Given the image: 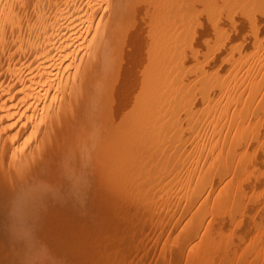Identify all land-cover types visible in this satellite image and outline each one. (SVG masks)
<instances>
[{
  "label": "bare ground",
  "instance_id": "6f19581e",
  "mask_svg": "<svg viewBox=\"0 0 264 264\" xmlns=\"http://www.w3.org/2000/svg\"><path fill=\"white\" fill-rule=\"evenodd\" d=\"M146 1L148 0H0V172H2V174L0 175V199L2 200V201L0 200V218H2L3 215H5V213L15 211L16 209H18V207L19 208L22 207L24 210V207H26L24 205H28L27 204L29 201L28 198L31 195L30 192H32V188L33 191L34 190L39 191L40 188L45 187L43 186V183L46 181L45 180L42 181L43 179L40 180V178L46 179L48 176L50 177L52 174L49 173L50 175H48L47 172L49 170L50 172L51 170L55 171L56 168L58 167L57 168L58 170H56V172L58 171L60 175H58V173L56 175L60 177L57 178L56 175L54 174L53 176H55V179L60 178L61 181L65 179L66 176H69L71 178V176L76 175V174H72L73 172L74 173L78 172L77 175L80 178L82 177L81 175L82 172L84 175V170H83L84 168L82 167L84 166L86 169L87 168L86 165L88 164L86 163L87 162L86 160L89 158V155L90 157L93 156V154H91L93 152H90V150L92 151V149H90L91 147L89 146L92 144L93 142L92 140L96 141L95 138H97L99 135L95 134L97 137L95 138L93 137L92 139L89 138L90 140L87 139V141H89L88 143L83 139L86 142V145L83 144L85 147L80 146L81 147V149H79L80 150L79 152H81L80 154H82V152L86 150V147L91 142L90 145L87 147V150L89 149V151H85L88 155L87 154L85 155L84 152H83L84 154L81 155L83 157L88 156L86 160L83 157L82 158L84 160L83 159L79 160L80 156L79 159H77L78 157L76 156V153H74L75 152L74 149H73L74 150L73 153L68 151H73L71 149L72 147L74 148L76 146H79L78 144L79 137L82 138L89 137V135H87V133L89 132L88 130L89 128L90 130H92V127H90L89 123L93 125L94 122L98 121L96 118L95 120L97 121L94 120V122L92 123L91 119L94 118V116L97 117L96 115L97 113L101 114L100 110L103 111V109H105L106 107L107 109H109L108 108L109 105L106 106L105 108L104 105L109 104L107 103L108 101L111 102L110 101L111 97H109L110 90L112 91L114 87L116 88L118 84L119 85L121 84L119 83V81H121L120 78L122 77L119 74L120 73L119 61H121L120 59H124L122 58L123 57L122 50L123 47L125 46V43L127 42V39L130 36L127 31L129 30L130 26L133 24L132 22L137 14L136 11L134 10H136L137 8H138L137 11L141 9L140 7H143V3H146ZM157 1L159 2L158 3L159 5L160 3H162L163 0H161V2L159 0ZM164 1L165 3L166 1L168 2V0H164ZM232 1L233 0H231V2ZM235 1H233V4ZM150 2H154V1H150ZM238 3L239 2H237L236 4L235 2L236 5H238ZM147 4L153 5V3L150 4L149 1L147 2ZM163 9L165 10V12L168 11L169 15L168 14L163 15L165 13V12L162 13V11H164ZM167 9L169 8L166 7L162 8V10L160 11L162 14L159 13V11L158 14H160V16L162 15L163 18L164 16L165 17L167 16L168 19L166 17L165 20L169 21V19H171L169 17L172 14H170V11ZM176 13L178 14L177 16L181 18L180 21H182L183 15L181 16L179 12H175L174 14L176 15ZM152 14L150 13L152 17L159 16L158 14L155 13ZM162 16L161 18L158 17L159 19L155 20L157 21V23L159 22L158 25L161 24L160 23L161 21L162 22L165 21L162 19ZM177 16L173 15L171 17L178 18ZM230 16L233 17V13L229 14V18L232 19ZM176 18L174 20H170L168 23L167 21H165L164 25L163 22L161 26L155 25L156 22H154V24L150 22V24H152L150 25L151 27L150 26L146 27L145 25L143 26L149 29L148 32L150 31L151 28V33L153 34L155 33L154 34L155 38L153 37L152 34L149 37L150 35L149 33L148 43H150L149 41H151L152 42V44H150L151 46H153V43L155 44V47L151 48L154 51L151 50V52H154L158 55L157 56L155 54L157 59H155L156 57H154V59L157 61V64L155 61L154 63L156 65L154 64L155 67H153L152 60L151 62L149 61L148 62L152 64L150 66V69L152 67L154 68L151 72L155 71L156 74L153 72L154 73L153 75L155 76L152 78V76H150L151 72L150 74H147L149 69L147 68L145 75L146 76L148 75V77L150 76L152 79L156 78L157 82L155 81L156 79L154 81L156 82L155 85L157 86L153 87L154 81L151 82L152 79L150 78H149L150 80L147 78L145 79L146 76L145 77L143 76L144 78L142 79H144L145 81H149L150 84H152V87L155 90H157L155 92L157 94L154 93L156 96L153 97L154 99L151 97L154 95L150 96L153 100H156L154 102L152 101V99L149 100L150 97L148 96L147 98H149L148 99L149 101H146L147 98L145 97V95L143 97L141 96V98L140 97L136 98L137 96L136 94L138 93H133L135 94V99H137V101L134 99V102L135 101L139 102L143 98L144 99L146 98L145 100L142 101L148 103L152 101L149 104L153 103L154 105L152 107V105L143 102L144 106L146 105L147 107L148 105L150 109L151 108L154 109L150 110L148 108H145L143 110L139 108V106H141L140 103H137V105L139 104L138 107L137 105H134L136 106V108L133 107L134 110L140 109V111H138L139 113L136 112V110L135 112L133 110L134 114H136L134 116L137 118L133 116V112H132L131 113L132 115L130 114L129 118L133 116L134 120L132 118V120L130 121L131 123L128 121L130 124L125 123L124 125H122L120 124L121 122L118 120V122H120L119 124L120 127L122 128V131L124 130L123 132L121 131V129L119 131L118 129L119 126L118 127L116 126V122H114L115 123L114 125L113 123L114 120L110 121L113 123L114 128H112L113 125L107 126V124L109 125L108 121L110 120L111 117L108 115L109 113L106 114V116L108 115V118L110 117L109 120L107 118L106 121L104 115L105 112H103L104 117L99 119V121L101 120V122L103 121V123L100 122L99 125L104 124L105 121L107 122V124L103 126H106L109 129L111 127V129L104 132V134L106 133L105 135L110 136L112 141L113 140L115 141L116 139L117 142V140L119 139L118 145H116L117 143L114 144L116 145L117 148L116 147L113 148V143L115 142L112 141H111L112 143L109 141L108 142L109 144L107 143L102 144L100 137L99 140L101 143L99 142V140L97 142L101 144V148L103 147V149H105V145H107L106 147H108L109 149L110 145L112 146L109 149V153H108V149H105V151L103 149H99L100 148L99 143L97 144L98 146L95 144L99 148L95 147L94 144H92V146L94 145L93 147L96 150L99 149L102 152L104 151L105 153H107L109 159L107 156L106 158L109 161L112 159L114 155H116L117 153L120 154L121 152L120 155L122 157H118V155H116L118 158L116 156L114 157H116L118 163H120V165L118 166L120 168L121 167L124 168L126 165L121 163H124L123 158H126L124 152L126 148L125 142L128 143L129 142L128 140L132 141V139L134 141L137 139L140 140L144 137L143 140L140 141L137 140V142H135L136 144L134 143L135 145H131L133 143L129 144L130 142L128 143L129 145L127 144V148L129 149H132L131 146H134L132 152L137 156V157L135 156L136 166L134 165L135 157L131 153V150L129 154L131 153L132 156L131 155L129 156L134 157L133 158L134 161L132 160L133 165H131L132 166L131 169L134 168V171L137 173V175L135 174L134 171L131 170L132 172H134L132 173L130 170H127L128 167H126L125 170H127V172H130L131 176L130 174L126 173L127 176L123 177V175L126 172L125 171L121 178L122 179L121 182L123 180L127 182L125 183L123 181L122 183L124 184L121 183L123 187H125L127 184L128 185L130 184L131 177H132V182L134 181V183L131 182V185L135 184V182L137 185V186L130 185L131 189L129 188V190H131V193L134 192L133 190H135V192L131 195V198L132 197L135 198L136 195L138 196L135 199L137 203L136 207L139 206L140 209V210L138 209L139 216L137 218L139 222L137 219H136L137 221L136 220L135 221L137 222V224H139V226L140 224L146 225L147 223H150L151 226L148 224L147 229L149 227L151 229L153 226L152 230L156 232L154 235V231L151 230L150 232V229L149 230L146 229L149 232V238H151L150 235L152 234L154 235V240L148 241L149 238L148 240L146 239L147 238L146 235H148L147 234L148 232L145 233V229H144L146 228V226H143V228L142 226L136 227L135 226L136 223L134 220L133 222L130 219H129L130 221L128 220V217L131 216L133 212H134L133 215L134 218L137 214L136 213L137 211H134L135 209H133L132 213L130 212L132 210L131 208L133 205L131 207L129 205L130 211L129 210L127 211H129L131 215L128 212L126 213L128 217H126L127 215H125V217L127 218L126 219L127 223L125 224V226L128 225L130 222H131L130 226L132 225V223H134L131 227H129V225L128 227H126L131 230L133 229L134 231L128 230L126 232L125 230L127 234L129 233L125 237L128 238V236L129 237L131 236L130 237L131 239L132 236L134 235L133 236L134 239L138 231L140 233V231H142L143 229L144 232H142L141 235L145 233V235L143 234V237H146L145 241H147V242L145 241L141 242L140 245L139 240L142 238V237L138 238L141 236L140 234H138L140 236L137 235L136 236L137 238L135 237V239L132 240L140 245L139 246L136 244L135 245L136 247L137 246L138 248L142 247L140 248V251L138 248L137 250L141 252L142 249V252L144 251L145 253V255L142 252L141 254L139 253V257H140L139 259H142L144 257L147 258L146 256H150V257L152 256L151 257L152 259L150 260L153 261L154 250L156 251L155 246L161 240L160 238H164L165 241L162 239V244H163L161 248L162 254L159 253V255L157 254L158 256H154L160 259L161 263L158 260L156 261L154 260L152 262L154 264L156 263L158 264V262L159 264H165L164 254L166 253V251H170V250H172V252H167L166 254L172 253L169 256H172L171 259H173L174 262L180 261L181 260L180 258H183L181 257L182 253L184 255L185 252V254L188 255V257L186 256L187 260L185 259L184 256L186 263L184 262V260L183 262L185 264H214L215 262L214 260H216V258H219V256L220 257L223 256V259L225 256L228 258V259L225 258L224 261L221 260L220 262L221 264H226V262L227 264H230L231 260H232L231 263H233V256L231 259L230 258L231 252L229 250L231 249V251L233 252L232 249L234 244L233 235L235 232L231 228V225L232 224L234 225L235 223V222L232 223V221H233V212L234 209L236 208L235 206H233L234 204L233 202H235L234 198L236 197L234 196L236 186H238L239 183L238 187L244 188L243 185L248 184L247 182L248 176H250L249 179L252 178L250 173L251 174L254 172L256 173L258 172V170L259 171L263 170L264 172V119L261 120L260 118V116H262L261 114H263L262 112L264 111V56L262 58L260 57L261 53L259 55L255 54L257 50H260L259 52L263 51L264 53V25L263 23L257 25L256 30H260L261 32L260 33L255 32L252 35L247 34L246 29H245L246 34H244L245 33L243 31L244 29H242V31H238L240 29L236 27L235 29L232 30H235V32L233 33H235L237 39L236 36H233L235 37V39H230V40H223V38L226 39L225 36L227 35V33L225 34L224 32H227L226 31L227 29L224 30L223 32L222 30L220 31L219 34L224 36L221 38L220 35H217L218 33L216 34L217 31L215 32L213 27H212L213 30L212 32L211 30H209V27L211 26H208L209 33L211 32L214 33V34H210L211 36L208 33L207 36L206 34L207 30L205 32L206 45L210 44V47L212 46V48H208L209 49L208 54L211 55V53H213L214 55L213 56L214 60L212 59L213 63H211L213 65L211 66L205 64V62L208 61L205 62L199 61L200 63L199 64L196 63L195 66H193V64L191 65V63L193 62L191 63L189 62V64L191 65L190 66L186 59L188 58V56H190L191 58L192 57L191 54L193 55L195 53L193 55L194 56L193 59L195 60V56L196 57L198 56L196 50L198 52V50L200 49L198 47V44L196 43L197 41L196 39L197 36L195 37L196 32L193 29H190L188 26L186 27V25L183 22L182 25L180 22L177 21L179 23L178 25V23H176L177 20ZM234 18L232 19L234 23L231 21L232 24L230 26V29H228L229 32L231 30V27L234 26L235 22L236 24H239L237 23V21H235ZM148 20L151 21L149 18ZM172 21L173 22L175 21V23H173ZM171 22L175 25H173ZM146 25H149L147 24V21H146ZM154 26H156L157 29H155ZM202 26H204V24H202ZM202 26L200 25V27ZM152 27H154L153 31L154 30L156 31L152 32ZM205 27L206 25L204 26V28ZM141 29L143 32L144 31L143 28ZM199 30L200 29H198V31ZM204 30L201 31V34ZM192 31H194L195 33L194 32L192 33ZM143 34L144 32L141 33L140 36H142ZM201 34L199 33L198 35ZM185 35L187 37L186 39H185ZM212 35L213 36L217 35L219 38L218 40H215L217 36L215 37L214 39L215 43L214 40L213 42H211V40L214 38L212 37ZM204 36H201V38ZM133 37L135 36H132V38L130 37L132 41H134ZM152 37L155 40H153ZM228 37L230 38V36ZM228 37L227 39H229ZM194 38L196 39V41L194 40ZM220 38L222 41H220ZM187 39L190 42H192L191 40H193L195 41V44H197L196 49L195 46L193 48L195 52L192 50V47L190 46L191 44H188L191 47V50L186 47L187 53L185 52L186 49L185 40L187 41ZM145 40L143 39V41ZM204 40L202 41L205 45ZM199 41L201 42V40H198V42ZM212 43L213 45H211ZM129 44L132 45L131 43ZM202 44H200L201 47L203 46ZM250 46L252 47V50ZM148 47L150 46L148 45ZM144 49H145L144 51L147 52L146 50L148 49L146 48ZM210 49L213 52L210 53ZM203 50L205 52L207 49L205 50L204 48ZM188 51L190 52L188 53ZM253 51L255 52L254 55L256 56L253 55ZM199 53L201 54V51ZM185 54H187L186 58H185ZM147 57H151V56H147ZM139 59L140 61H142L141 58ZM142 59L144 58L142 57ZM202 59L203 58H201V60ZM206 59L207 58H204L203 60ZM136 60L138 61V59ZM253 63L255 64V69H256V71L255 69L254 71L255 72L259 71L258 74H256L255 76L253 74H252L253 76L249 74L251 70L250 65H252ZM146 64L148 66L147 61ZM197 65H199V67ZM134 66L137 67L136 64ZM251 71L253 72V70ZM196 73H198L199 76ZM119 75L121 77H119ZM195 75L198 76V78ZM137 81L140 82L139 80ZM190 81H192L191 83L193 84L191 86H189L191 84ZM184 82H186V84L188 82L190 83V84L188 83L189 88L187 85H185ZM142 83L146 86V88H148V90L150 89L149 92H146V90L145 92L141 91L142 95L145 93L146 95L148 93L150 95L154 91V89L146 85V83L149 84L148 82L143 81ZM181 83H183L182 84L183 88L180 87ZM142 85H140L141 88ZM184 86H186L185 88L188 89L186 90ZM136 87H138V85ZM132 88L133 87H131V89ZM151 88L153 89V91L151 90ZM135 89L137 90V88ZM184 89L186 90V94L187 95L189 94L188 96L185 93H183L185 92ZM93 91L94 93H92ZM101 91L106 93L105 94L96 93L98 94V96L101 95V97L99 96L100 97L99 98L96 96L94 98L95 99L99 98V99L90 100L88 98V96H90L91 93L94 94L95 96V92H101ZM89 93L90 95H88ZM184 94L185 96H187V98L184 96ZM121 96L122 95H120V97ZM91 99H93V95ZM131 105L133 106V104ZM145 110L147 111V116ZM77 111H79V113H77ZM142 111L143 112L145 111L144 112L145 115ZM75 112L76 114H79V116H77ZM130 112L131 111H129V113ZM140 112H142L143 115H141ZM125 113L128 114L127 111H125ZM116 115L117 114H115L114 116L116 117ZM139 115L143 116V118L144 116L148 117V119H145L147 120L148 125L145 122L144 123L142 122L145 120L141 119L142 120L141 125L145 127L147 125V127L145 128L146 130H143L144 128L143 126L139 127L140 123H136L135 121V119H137L138 121L139 120L138 118H142L139 117ZM136 124L139 125L137 126ZM96 125H98V123ZM99 127L98 128L96 127V130L97 129L101 130V133L103 132V129L105 130L106 128V127L105 128L102 127L103 129L102 128L100 129ZM116 127L118 131L122 133L120 134L122 136L124 135V137L120 136L122 139H120L119 137L120 134L117 135L119 132L116 131L117 129L115 130ZM125 127H127L126 130ZM132 127L133 129L136 128V130L135 129L133 130ZM137 127L139 129H137ZM111 130H114V132L113 131L111 132ZM137 130H140L142 132L146 131V133L145 135H139L137 133H141V132L140 131L138 132ZM115 131H116V135L119 137L118 139L117 136L114 134ZM133 131H135V133ZM107 132H109V135L107 134ZM110 132L113 133L112 136ZM97 133H99V131H97ZM131 133L132 134L134 133L135 135L133 136L138 138L137 139L131 138L129 136V135L132 136ZM136 134L139 135L140 137L137 136ZM92 136L94 135L90 134V137ZM128 137L131 139H129ZM106 138H105V142H106ZM123 139L124 140L127 139V140H125L124 142ZM75 140L78 142L75 143L76 142ZM80 140L82 141V143H84L82 139ZM108 140H110L109 137L107 138V141ZM120 140L123 141L121 142ZM120 142L121 145L122 144L125 145L123 146L125 147L124 149L122 147L123 151L120 149L121 148L119 146ZM75 144L78 145L74 146ZM65 147L68 148V150L67 149L66 150L69 155L67 156L66 150H65L66 155L63 153L64 151H62L65 157H68L69 159L71 157L70 154L72 153L73 155L72 156L73 158L71 157L70 160L67 159L66 162L64 161L65 157L62 156L63 154L62 155L60 154L61 153L60 151L65 149ZM101 151H99V153H102ZM111 151L112 152L114 151L116 153L113 154ZM110 152L113 156L110 154ZM99 153L97 151L96 153L97 156ZM102 154H99L101 156H98V158L102 157L103 156ZM126 154L128 156V152H126ZM58 155L64 158L63 161L62 158L60 157L58 158ZM138 156L141 158V160ZM38 157L41 158V161H39L40 159ZM130 157H127V160H125V162L126 161L127 162L125 164H128L129 161H130L129 164H131ZM34 158H38L37 159L38 163L36 162L39 165V166L36 165V168L39 167L38 171L37 169H35L34 166L36 163L35 164L33 163L35 162ZM94 158L97 160V162ZM102 158H100L99 160L96 158V155H94L92 158H90L91 161H89L88 159L89 164L94 162L93 163L94 165H90V166H94V167L97 166L96 168H99L100 165H103L102 164L103 161L106 160V158L105 160ZM31 159L33 160V162L31 161ZM120 159H122L123 161L121 160L122 162L121 161L119 162ZM59 160L62 161L61 163L62 165L60 164L61 161ZM108 160H106L107 163L109 162ZM29 161H31L33 165L30 164ZM81 161L82 162L84 161L85 163V165H82L84 163H81L82 167L80 165L82 171L81 168L79 167V162ZM41 162L42 165L39 164ZM52 162H54V165L58 164L59 162L60 166L54 167V165L51 164ZM98 162L99 163L102 162V163L100 165H97ZM48 164L49 166L51 165L53 166L49 167ZM105 165H103V167H105ZM27 166L29 172H27L28 171ZM90 166L88 165V168ZM31 168L32 171H34V173L31 171ZM77 168L80 170H78ZM87 169L85 170V172L87 171ZM94 169H90V170H94ZM79 171L81 172V174L79 173ZM122 171L124 170L122 169ZM46 174L47 177H45ZM132 174H135L136 176ZM85 176L82 177L81 179L82 184L80 185L83 186V189L86 191L87 194V190H89L88 188L91 187L90 185L88 186L87 181L90 180L92 183L93 180L91 179H93L95 175H91L92 177L94 176L93 178L90 176V174H89L90 177L88 176V174H86ZM133 176L135 177V179H133L134 178ZM128 177L130 178L128 179L130 180L129 183L126 180ZM50 178L47 179H49V181L53 185V183L55 182L54 178L52 177L54 182H52L51 181L52 178L51 179ZM67 178L65 179L67 180L66 182L70 180ZM75 178L77 182L75 181ZM83 178L85 179L88 178V179L83 181L84 180ZM73 179L74 181L71 180L67 184H70L71 186L72 183L70 182H74L75 183L73 184L75 185L74 188L73 186L71 187L72 189H77L78 188L77 186L81 181H78L79 178L76 176H74ZM39 180L40 183L38 182ZM253 180H257V176L256 178H253ZM35 182H38L37 185L40 184V186L42 184V187H39L38 185L39 187L38 188ZM50 182H47L48 185H46V183L44 185L49 186ZM62 182L60 183L65 185L64 184L65 182L64 183ZM250 182H252V179L251 181L249 180V184H251ZM67 186L68 188L70 187L69 185ZM84 186L86 189L84 188ZM122 186L119 187V189L122 188ZM133 186L134 188H132ZM135 187L137 188V192H139V194L138 193L136 194ZM124 189L123 191H125ZM237 193L238 192L236 190V195ZM84 196H85V192H84ZM175 198H176V202L174 203L175 205L178 201H180L178 198L183 200V201L181 200L183 204H182V209H180L181 211L180 212L178 211V215L180 214L179 215L180 218L178 215H176L175 219L177 221L174 222L175 219L173 220L172 218L173 215L171 213L174 212L173 210L175 209V207H177V205L173 206L172 204L173 210L167 208V205L169 204V202L172 203V201H175L174 200ZM236 199H238V197ZM128 201L130 200L128 199ZM164 201H167L168 203L167 205L165 204L167 208L166 210L168 209L169 211L172 210V212L170 211L171 212L170 214L168 213V211H165L169 214V217L167 218L168 221L165 217V215L167 214H165L164 212V218L166 219L165 223H167L166 226L165 223H163L164 222L163 221L164 218L162 217L163 215H160L159 213L160 210L162 209L160 210L158 209L160 204H162L161 208H163ZM176 213H174V216ZM141 214L143 217H141ZM206 215L209 216L208 217L209 220H207V222L208 221L209 222L208 224L205 223L206 224L205 226L203 224V221L205 220L204 217ZM180 219L181 221L179 222ZM143 221L146 223H144ZM149 221H152L154 225H152V222ZM172 222L174 223L172 224ZM133 227L136 228L137 233ZM168 227H169L168 229L169 231H166L167 230L166 228ZM179 228L181 229V231L178 230ZM163 231L167 233H164ZM195 231L197 233H194ZM199 231H200V236L197 237L200 238L199 241L196 242L195 234L199 235L198 234ZM130 232L133 235H131ZM134 232L136 233V235ZM183 235H187L188 238L193 237L195 240L188 243V241L189 240L191 241L192 239H188L186 238V236H184L185 237L184 239H186L187 241L184 240L183 241L184 243L183 242L180 243V240H182ZM225 236L226 239L230 238L229 239L230 242L227 241L228 239L227 240L225 239ZM221 237H222V241L223 238L224 240H226L223 242L220 240L221 243L227 242L228 245L230 243V245L228 246L230 249L227 247L228 251H226L227 248L225 249L226 246H223V244L221 246L224 249L219 246L220 245L219 239H221ZM215 239H217V241ZM143 240L144 238L142 239V241ZM231 240H233V242ZM146 243H148L149 245L153 243L154 246L151 245L149 248H147L148 245L145 246ZM152 247L155 248L153 249ZM126 248L128 247L126 246L125 249ZM143 248H146L148 251L146 249L143 250ZM216 248L218 249V252L221 251L223 252L224 255L222 253H220V255L216 253L217 252ZM220 248L223 250H221ZM213 249H215L214 253H213ZM173 250H175L174 251L175 253H173ZM211 252L212 255L214 254V256H211L210 254ZM224 252L226 253V255ZM227 252L230 254L229 256H227ZM156 253H158V251ZM215 253L217 254L216 256ZM174 256H176V259L173 258ZM138 262L139 264H141L140 260ZM171 262L173 261L171 260ZM217 262L215 264H217ZM166 264H168V262Z\"/></svg>",
  "mask_w": 264,
  "mask_h": 264
},
{
  "label": "rangeland",
  "instance_id": "374dc122",
  "mask_svg": "<svg viewBox=\"0 0 264 264\" xmlns=\"http://www.w3.org/2000/svg\"><path fill=\"white\" fill-rule=\"evenodd\" d=\"M149 1V3L151 4V3H153V5L151 6V5H149V4H147V2ZM148 1H146V3H143V7H140L141 9H139L138 11H137V9L136 10H134V11H136V16L134 17L135 19L133 20V24L130 26V28H129V30L127 31L128 32V34L130 35L129 36V38L127 39V42L125 43V46L127 47V49H126V47L124 46L123 47V50H122V58H124V59H120L121 61H119L120 63H119V68H120V70H119V74L122 76H120L119 75V77H121L120 78V80L121 81H119V83H121L119 86L117 85L116 86V88L114 87V89H118L117 91L116 90H114V89H112V91L110 90V92H109V97H111V102H107V103H109V104H105L104 105V108L106 107V106H108V108L109 109H107V107L105 108V109H103V111L102 110H100L101 111V114L100 113H97L96 115H97V117L96 116H94V118H92L91 119V122L93 123L94 122V120L97 118V120H95V121H97V122H94V124L92 125L91 123H89V125H90V127H92V130H93V133H92V130H90V128H89V134L87 133V135H89V137H79L80 139H84L87 143L89 142V141H87V139H89V138H95V137H97L96 135H99L97 138H95L96 139V141L95 140H92L93 142H92V144H98L99 142H100V140H101V142H102V144L103 143H107V144H109L108 142L110 141H112V139H111V137L110 136H107V135H105L104 134V132H106V131H108V130H110L111 129V127H110V129L108 128V127H106V126H103V125H106L107 124V118H108V115L112 118V120H111V118H110V120H109V118H108V123H109V125L107 124V126H112L113 125V123L114 122H116V126L118 127V129H119V131H120V129H121V131H122V128L120 127V124H122V125H124L125 123H128V124H130L131 122V120H132V118H133V116L134 115H136V114H134V112H135V110H134V108L133 107H135L136 108V106H134V105H137V103H140L141 104V106H139V104L137 105V107L139 106V108L140 109H145V108H148V109H150L149 108V106L147 105V107H146V105L144 106V104H143V102H145V101H142V100H145L146 98H147V96L148 97H150L151 95H154V96H151L152 98L153 97H156L155 96V94H157V93H155L157 90H155L153 87L154 86H157V85H155L156 84V82H157V79L155 80V79H152L155 75H153L154 73L156 74V72L155 71H153V72H151L154 68L153 67H155V65L157 64V61L155 60V59H157V57H156V53H154V52H151V48L152 47H155V44L153 43V46H151L150 44H152V42L151 41H149L150 43H148V39H149V37L151 36V34L153 35V37L155 38V33L153 34V33H151V28H150V31L148 32V30L149 29H147L146 27H149L150 25H152V24H154V22H156L157 23V21H155V20H157V19H159V18H161V16H160V14H158V11H159V13H161L160 11L162 10V8H169V9H167V10H169L170 11V14H172L171 16H177L178 14L176 13V15L174 14L175 12H179L180 14H181V16L183 17V20L182 21H180V19L181 18H179L178 16V18H179V20H178V18H176L177 20H176V23H178V22H180L182 25H183V23L186 25V27L188 26L190 29H193L194 31H192V33L194 32L195 33V37H196V39H197V41H196V39L194 38V40L196 41V43L198 44V47L200 48L199 50H198V52H197V50H196V53H198V56L197 57H199V58H197L196 56H195V60L193 59L194 58V50H193V48H194V46H195V49H196V47H197V44H195V41H193V40H191L192 42H190V41H188V39H187V41L185 40V44H186V46H185V48L187 47L188 49H190L191 50V47H192V50L194 51V52H191V53H194L193 55L191 54V58H190V56H188V58H190V59H186L187 60V62H188V64H189V62L191 63V62H193V63H191V65L193 64V66H195L196 65V63H200L199 61H203V62H205V61H208V62H205V64H207V65H213V64H211V63H213V53H211V52H213L211 49H210V53H211V55L210 54H208L209 53V49L208 48H212V46L210 47V44H207L206 45V34H207V36H208V33H209V31H208V26H211V27H209V30H211L212 32H213V30H212V27H213V29H214V31L216 32V34L217 35H220V37L222 38V37H224L223 35H221V34H219L220 33V31L222 30V32L224 31V30H226L227 32H224L225 34L227 33V35L228 36H230V38L226 35L225 37H226V39H224L223 38V40H230V39H235V37H233V36H236L235 35V33H233V32H235V30H232V29H235L236 27L238 28V29H240V30H238V31H242V29H244L243 31L245 32V29H246V32H247V34H249V35H252L253 33H255V32H257V33H260L261 31L260 30H256V26L257 25H260L261 23H263V25H264V0H233V1H235L236 2V4H237V2H239L238 3V5H236L235 4V2H234V4H233V1L231 2V0H168V2L166 1V3H165V1L163 0L162 1V3H160L159 5H158V1L157 0H148ZM150 1H154V2H150ZM160 2H161V0H159ZM163 3H164V5H163ZM229 3H232V4H229ZM147 4V5H146ZM225 4V5H224ZM155 5V6H154ZM157 5V6H156ZM231 5V6H230ZM240 5V6H239ZM138 6V5H137ZM141 6V5H140ZM146 6V7H145ZM139 7V6H138ZM154 7V8H153ZM136 8V7H135ZM148 8V9H147ZM150 8V9H149ZM152 8V9H151ZM164 10V9H163ZM150 11V12H149ZM263 11V12H262ZM165 12V10L164 11H162V13H164ZM167 12V13H166ZM163 15H169V13H168V11H166ZM141 13V14H140ZM150 13L152 14V13H155V14H158L159 16H153L152 17V15H150ZM161 13V14H162ZM233 13V17H231L232 19L234 18V17H237V18H234L235 19V21H237V23H239V24H236V22H235V24H236V26H235V24H234V26L233 27H231V30H230V32H229V30L228 29H230V26H231V21H232V19H230L229 18V14H232ZM262 13V14H261ZM154 14V15H155ZM139 15H140V17L142 18H140L139 17ZM138 16V17H137ZM144 16V17H143ZM169 17V18H171V19H169V21L170 20H174L175 18L174 17ZM159 17V18H158ZM167 17V16H166ZM166 17L164 16V18H163V16H162V19L163 20H165L166 19ZM136 18H137V20H136ZM144 18V19H143ZM148 18L151 20V21H149L148 20ZM156 18V19H155ZM172 18H174V19H172ZM260 18H261V20H260ZM139 19H140V21H139ZM147 19V20H146ZM167 19H168V17H167ZM136 20V21H135ZM142 20V21H141ZM144 20V21H143ZM147 21V24H149V25H146V21ZM161 20V19H160ZM159 20V21H160ZM149 21V22H148ZM165 21H167V20H165ZM165 21H161L160 23L162 24L163 23V25L165 24ZM169 21H167V23L169 22ZM178 21V22H177ZM150 22L152 23V24H150ZM173 22V21H172ZM171 22V23H172ZM183 22V23H182ZM233 23H234V21H232ZM135 23V24H134ZM145 23V24H144ZM155 23V25H158V23L156 24ZM173 23H175V21L173 22ZM172 23V24H173ZM241 23V24H240ZM243 23H245V24H243ZM161 24L160 25H158V26H161ZM170 24V23H169ZM202 24H204V26L206 25V27L204 28V26H202ZM146 26V27H143V26ZM162 25V26H163ZM173 25H175V24H173ZM177 25V24H176ZM178 25H179V23H178ZM200 25L202 26V27H200ZM229 25V26H228ZM139 26V27H138ZM157 26V27H158ZM198 26V27H197ZM217 26V27H216ZM223 26V27H222ZM245 26V27H244ZM151 27V26H150ZM155 27V29H157L156 28V26H154ZM154 27H152V32H154V31H156V30H154L153 31V29H154ZM216 27V28H215ZM225 27V28H224ZM229 27V28H228ZM136 28V29H135ZM141 28H143V32H144V34L142 35V36H140L141 35V33H143L142 32V29ZM203 28V29H202ZM207 28V29H206ZM218 28H220V29H218ZM221 28H223V29H221ZM139 29H141V30H139ZM198 29H200L199 31H198ZM204 30L203 32H202V34H201V31L202 30ZM219 31H218V30ZM147 30V31H146ZM206 30H207V33L205 34V32H206ZM137 31H138V33H137ZM133 32H134V35H133ZM148 32V33H147ZM209 33V35L210 34H214V33ZM221 32V33H222ZM243 32V33H244ZM246 32L244 33V34H246ZM149 33H150V35H149ZM201 34V35H198V34ZM147 34V35H146ZM224 34V35H225ZM148 35H149V37H148ZM205 35V36H204ZM217 35H212V37H214L212 40H211V42H213V40L215 39V37L217 36ZM132 36H135V37H133V40L134 41H132ZM146 38V40H145V38ZM199 36H200V38H201V36H204V37H202L201 39L199 38ZM211 36V35H210ZM131 37V38H130ZM140 37H142V38H139ZM152 37V38H153ZM212 37H209V38H212ZM227 37L229 38V39H227ZM135 38V39H134ZM153 38V40H155ZM187 37H186V35H185V39H186ZM190 38V37H189ZM221 38H220V41H222L221 40ZM131 40V42H130V40ZM143 39L145 40V41H143ZM205 39V40H204ZM219 38H218V36L216 37V39L215 40H218ZM236 39H237V36H236ZM140 40V41H139ZM152 40V41H153ZM198 40H201V42L199 41L198 42ZM202 40H204V42H205V45H204V43H203V41ZM215 40H214V43H215ZM138 41V42H137ZM132 42H134V43H132ZM140 42V43H139ZM143 42V43H142ZM147 42V43H146ZM154 42V41H153ZM189 42V43H188ZM217 42V41H216ZM219 42V41H218ZM128 43V44H127ZM129 43H131L132 45H130ZM202 44L203 46L201 47V45L200 44ZM133 44H135V45H133ZM138 44V45H137ZM140 44H142V45H140ZM188 44H191L190 46L188 45ZM192 44H193V46H192ZM128 45H130V46H128ZM140 45V46H139ZM147 45V46H146ZM148 45L150 46V47H148ZM209 45V46H208ZM211 45H213V43L211 44ZM131 46H132V48H131ZM138 46V47H137ZM145 46V47H144ZM133 47H134V49H133ZM205 48V52H204V48ZM251 47V46H250ZM249 47V48H250ZM130 48V49H129ZM136 48V49H135ZM144 48H146V49H148L149 50V52H150V54H149V52H148V50H146L147 52H145L144 50ZM187 48L185 49V52L187 53ZM201 48H203V49H201ZM143 49V50H142ZM128 50V51H127ZM137 50V51H136ZM251 50H252V47H251ZM152 51H154V50H152ZM201 51V54L199 53ZM256 51V50H255ZM260 50H257L256 51V53L253 51V55H254V53L255 54H260V57H262L263 58V51L262 52H259ZM140 52H141V54H140ZM145 52V53H144ZM190 51H188V53H189ZM127 53V54H126ZM136 53V54H135ZM204 53V54H203ZM209 55H207V54ZM123 54H126V55H123ZM138 54V55H137ZM149 54V55H148ZM156 54V55H155ZM252 54V53H251ZM128 55V56H127ZM129 55H130V57H129ZM133 55V56H132ZM143 55V56H142ZM153 55H155V56H153ZM189 55V54H188ZM197 55V54H196ZM202 55V56H201ZM204 55V56H203ZM205 55H207V56H205ZM258 55H257V57H258ZM147 56H151V57H147ZM158 56V55H157ZM254 56H256V55H254ZM125 57H127V58H125ZM138 57V58H137ZM142 57L144 58V59H142ZM154 57H156L155 59H154ZM187 57V54H185V58ZM212 57V58H211ZM139 58H141V60L142 61H140V59ZM201 58H209L208 60L206 59V60H201ZM136 59H138V61L136 60ZM145 59H147V60H145ZM192 59H193V61H192ZM197 59V60H196ZM200 59V60H199ZM213 59V60H212ZM124 60V61H123ZM133 60V61H132ZM151 60H152V64H153V67L150 69V66L152 65L151 63H149V62H151ZM154 60V61H153ZM146 61H147V63H148V66H147V64H146ZM149 61V62H148ZM156 61V64L154 63ZM196 61V62H195ZM198 61V62H197ZM123 62V63H122ZM141 63V64H140ZM123 64V65H122ZM124 64H126V65H124ZM136 64L137 65V67L136 66H134V65ZM140 64V65H139ZM155 64V65H154ZM128 65V66H127ZM129 65H130V67H129ZM132 65V66H131ZM143 65V66H142ZM144 65H145V67H144ZM190 65V64H189ZM190 65V66H191ZM252 65H254V66H252ZM252 65H250L251 66V70H253V72L250 70V72H249V74H253L254 76L256 75V74H258V72L259 71H257V72H255L256 71V69H255V64L253 63ZM122 68H121V67ZM126 66V67H125ZM188 66V65H187ZM192 66V67H193ZM198 67H199V65H197ZM211 66H208V67H211ZM139 67H140V69H139ZM207 67V68H208ZM254 67V68H253ZM136 68H137V71H136ZM142 68V69H141ZM145 68V69H144ZM147 68H149L150 69V71H149V69H148V72H147V74H150V72H151V74H150V76H152V78L149 76L148 77V75L146 76L145 74H146V71H147ZM132 69V70H131ZM211 69V68H210ZM209 69V70H210ZM254 69H255V71H254ZM128 70V71H127ZM138 70H140V71H138ZM198 70H199V68H198ZM197 70V71H198ZM141 71H143V72H141ZM126 72V73H125ZM129 72V73H128ZM194 72H196V71H194ZM131 73H132V75H131ZM137 73V74H136ZM142 73V74H141ZM128 74V75H127ZM130 74V75H129ZM135 74V75H134ZM138 74H141V75H138ZM144 74V75H143ZM197 75H198V73H196ZM138 75V76H137ZM193 75V74H192ZM252 75V76H253ZM130 76V77H129ZM145 77V79L147 78V79H152V81L151 82H153L154 80L156 81H154L153 82V87H152V84H150V82L149 81H145L144 79H142V78H144ZM196 76V75H195ZM199 76V75H198ZM198 76H196L197 78H198ZM194 77V76H193ZM125 78H126V80H125ZM129 79V81H128V79ZM137 78V79H136ZM140 78V79H139ZM196 78V79H197ZM133 81H132V80ZM149 79V80H150ZM124 82H123V81ZM131 80V81H130ZM136 80V81H135ZM137 80H139L140 82H138ZM142 80V81H141ZM175 80V79H174ZM173 80V81H174ZM176 80H177V78H176ZM175 80V81H176ZM185 80H186V78H185ZM194 80H195V78H194ZM148 82L149 84H147L146 83V85L148 86V87H152L153 89H154V91H153V89L151 88V90L153 91H151L150 93V95H149V93L146 95V93L145 94H143L142 95V92L144 91L145 92V90H146V92H149L150 91V89L148 90V88H146V86L142 83V82ZM131 83V84H128V83ZM139 83V84H137V83ZM186 82H187V80H186ZM186 82H184L185 83V85H189L192 81H190V83L188 84H186ZM125 83H127V84H125ZM144 86H143V85ZM176 84V83H175ZM183 83H181L179 86L180 87H182L183 88V85H182ZM138 85V87H136ZM140 85H142V88H141V86ZM191 85H193L192 83L189 85V86H191ZM123 87V88H121V87ZM128 86V87H127ZM178 86V87H179ZM189 86H188V88H189ZM131 87H133L132 89H131ZM145 87V88H144ZM186 86H184V88H185ZM125 88V89H124ZM128 88V89H127ZM129 88H130V90H129ZM135 88H137V90L135 89ZM142 90H141V89ZM143 88H144V90H143ZM156 88V87H155ZM181 88V89H182ZM188 88H185L186 90L188 89ZM140 89V90H139ZM181 89H180V91H181ZM184 89V90H185ZM191 89V88H190ZM120 90V91H119ZM122 90V91H121ZM129 90V91H128ZM132 90H133V92H132ZM135 90V91H134ZM186 90H185V92H183V93H185L186 94ZM97 91V90H96ZM99 91V90H98ZM130 91H131V93H130ZM137 91H140V92H137ZM142 91V92H141ZM183 91V90H182ZM116 92V93H115ZM92 93H94V91L92 92ZM91 93V95H90V93L88 94V95H90L91 96V98H92V95H93V99H91L90 98V96H88V98L90 99V100H94L95 98L94 97H101V95H99L98 96V94H101V93H103V94H105L103 91H101V92H95V96H94V94H92ZM96 93H98V94H96ZM112 93V94H111ZM126 93V94H125ZM129 93V94H128ZM133 93H138V94H136L137 96H136V98H141V96L143 97L144 95H145V99L143 98L141 101H142V103H141V101H139V102H136L137 101V99H135V94H133ZM140 93V94H139ZM155 93V94H154ZM102 94V95H103ZM108 94V93H107ZM119 94V95H118ZM131 94V95H130ZM185 94H184V96H185ZM113 95V96H112ZM120 95H122L121 97H120ZM132 95H133V97H132ZM187 95V94H186ZM189 95V94H188ZM187 95V96H188ZM123 96H126V97H123ZM187 96H185L186 98H187ZM99 97V98H100ZM128 97V98H127ZM132 97V98H131ZM150 97V99L149 98H147V100L146 101H149V100H151L152 98ZM99 98H97V99H99ZM117 98V99H116ZM97 99H95V100H97ZM127 99V100H126ZM134 99L136 100L135 102H134ZM149 99V100H148ZM154 99V98H153ZM152 99V101H156V100H153ZM138 100H140V99H138ZM184 100H185V98H184ZM120 101V102H119ZM127 101V102H126ZM129 101V102H128ZM131 101H133V102H131ZM152 101H150L149 103H151ZM115 102V103H114ZM114 103V104H113ZM136 103V104H135ZM145 103H148V102H145ZM148 103V104H149ZM157 103V102H156ZM156 103H155V106H156ZM131 104H133V106L131 105ZM143 104V105H142ZM117 105H119V106H117ZM149 105H152V107H153V103L152 104H149ZM116 106V107H115ZM127 106V107H126ZM130 106V107H129ZM132 106V107H131ZM143 106H144V108H143ZM110 107H111V109H110ZM115 107V108H114ZM117 107H118V109H117ZM122 107V108H121ZM126 107V108H125ZM186 107V106H185ZM103 108V107H102ZM101 108V109H102ZM129 108V109H128ZM124 109H126V110H124ZM138 109V108H137ZM140 109H138V110H136V112H138V111H140ZM151 109H154V108H151ZM150 109V110H151ZM106 110V111H105ZM133 110H134V112H133ZM147 110V109H146ZM145 110V111H146ZM262 110V109H261ZM99 111V112H100ZM114 111V112H113ZM125 111H127V113L128 114H126L125 113ZM129 111H131L130 113H129ZM144 111V112H145ZM260 111V110H259ZM263 111V110H262ZM103 112H105V114L103 113ZM107 112V113H106ZM121 112V113H120ZM133 112V116H131L130 118H129V115L131 114ZM143 112V111H142ZM142 112H140L141 113V115H143L142 114ZM143 112V113H144ZM77 113H79V111H77ZM109 113V114H108ZM139 113V112H138ZM138 113H137V115H138ZM148 113H149V110H148ZM261 113V112H260ZM259 113V114H260ZM263 114H261L262 116H260V118H261V120L262 119H264V111L262 112ZM75 114H76V112H75ZM99 114V115H98ZM103 114L105 115V118H106V121L104 122V124H101V125H99L100 124V122H101V120L99 121V119L100 118H102V117H104L103 116ZM106 114H108L107 116H106ZM115 114H117L116 115V117L114 116ZM127 116H126V115ZM77 116H79V114H76ZM122 115V116H121ZM132 115V114H131ZM144 115H145V113H144ZM126 116V117H125ZM146 116H147V111H146ZM146 116H144V118H143V116H140L139 115V117H142V118H138L139 120L137 121V119H135V121H136V123H140V125L139 124H136L137 126L139 125V127H142L143 125H141V121L142 120H145V119H148V117H146ZM149 116V115H148ZM125 118V119H123V118ZM128 117V118H127ZM135 117V116H134ZM146 117V118H145ZM263 117V118H262ZM105 118H103V119H105ZM119 118V119H118ZM122 118V119H121ZM135 118H137V117H135ZM102 119V120H103ZM126 119H127V121H126ZM142 119V120H141ZM114 120V121H113ZM118 120L121 122H118ZM133 120H134V118H133ZM110 121H113V123L112 122H110ZM126 121V122H125ZM130 123H129V122ZM140 121V122H139ZM117 122H118V124H117ZM143 123L145 122L146 124H147V120H145V121H142ZM98 123V125H96ZM101 123H103V121L101 122ZM110 123H111V125H110ZM133 123V122H132ZM127 124V125H128ZM134 124H135V122H134ZM114 125H115V123H114ZM114 125H113V127L112 128H114ZM132 125V124H131ZM145 125V124H144ZM148 125V124H147ZM147 125H146V127H147ZM94 126V127H93ZM99 126H101V127H99ZM96 127L98 128H105V130L103 129V132L101 133V130H99V129H97L96 130ZM117 127L115 128V130L117 129ZM122 127H124V126H122ZM136 127V126H135ZM144 128H143V130H146L145 128V126H143ZM94 128V129H93ZM126 128L127 127H125V130H126ZM129 128V127H128ZM107 129V130H106ZM118 129L116 130L117 132H119L118 131ZM132 129H133V127H132ZM135 130H136V128H134ZM133 129V130H134ZM137 129H139L138 127H137ZM95 130H96V133H95ZM131 130V129H130ZM129 130V131H130ZM140 130H142V129H140ZM140 130H137L138 132L140 131ZM97 131H99V133H97ZM114 132V130H111V132ZM116 131H115V135H116ZM124 131V130H123ZM122 131V132H123ZM132 131V130H131ZM136 131V132H137ZM110 132V133H111ZM128 132V131H127ZM126 132V133H127ZM134 133H135V131H133ZM141 133H137V134H139V135H145V133H146V131L143 133L142 131H140ZM102 135H101V134ZM121 132H119L117 135H119ZM125 133V132H124ZM129 133V132H128ZM132 134V136L133 135H135V134ZM90 134L91 135H94V136H92V137H90ZM96 134V135H95ZM107 134L109 135V132H107ZM112 134L113 133H111V136H112ZM122 134V133H121ZM119 135V137L120 136H122V135ZM136 134V135H137ZM116 135V136H117ZM129 135V134H128ZM139 135H137V136H139ZM114 136V135H113ZM115 136V137H116ZM131 138H136V137H132L131 135H129ZM101 137V138H100ZM107 137H109L110 138V140H108L107 141V138H106V142H105V138ZM118 136H117V139L119 138ZM122 137H124V135L122 136ZM126 137H127V134H126ZM140 137V136H139ZM74 138V137H73ZM76 138H78V137H76ZM75 138V139H76ZM78 138V140H79V146H76V145H78V144H75L74 146H76V147H72L71 149L73 150H75V152H74V150L73 151H68V152H74V153H76V156L78 157L77 159H79V156H80V159L79 160H82L83 158H85V160L87 159V157L88 156H81L82 154H84L85 153V155L87 154L85 151H89V149L87 150V147L90 145V143H89V145L86 147V150H84V149H82V150H84L83 152H82V154H80L81 152H79L80 150L79 149H81V147L80 146H84V145H86V142L84 141V143H82V141L80 140ZM99 138H100V140H99ZM102 138H104V139H102ZM129 138V137H128ZM131 138H129V139H131ZM138 138V137H137ZM136 138V139H137ZM141 138H142V136H141ZM144 138V137H143ZM143 138L142 139H140V140H143ZM114 139V138H113ZM120 139H122L121 137H120ZM77 140V139H76ZM75 140V141H76ZM90 140V139H89ZM99 140V142H97ZM103 140V141H102ZM119 140V139H118ZM118 140H117V142H116V139H115V141L113 140L112 142H115V143H113V148L114 147H116V145H118ZM124 140V139H123ZM122 140V141H123ZM125 140H127V139H125ZM125 140H124V142H125ZM138 141H140L139 139H137ZM137 140H133L132 139V141H130V140H128L127 142L129 143V144H131V143H133V144H131V145H135L136 143L135 142H137ZM74 141V142H75ZM80 141H81V143H80ZM95 141V142H94ZM121 141V140H120ZM121 141V142H122ZM78 141H76L75 143H77ZM100 142V143H101ZM111 142V143H112ZM121 142L119 143L120 145V149L123 151V149L125 148V147H123V146H125L124 144H122L121 145ZM99 143V144H100ZM110 143V144H111ZM117 143V144H116ZM128 143H126L125 142V144H126V148H127V144ZM135 143V144H134ZM74 144V143H73ZM81 144V145H80ZM84 144V145H83ZM92 144L89 146V147H91L90 149H92V151L90 150V152H93V153H91V154H93V156L94 155H96V158L97 159H99L100 160V158H102V157H105L106 158V156H107V153H105L104 151H105V149H108V147H106L107 145H105V149H103V147L101 148V144L99 145L100 146V148L99 147H97L96 145H95V147H97V148H99V149H103L104 151L102 152L101 150H96L93 146H92ZM114 144H116V145H114ZM128 144V145H129ZM104 146V145H103ZM109 146V145H108ZM69 147V146H68ZM85 147V146H84ZM93 147V148H92ZM110 147H112L111 145H110ZM110 147H109V149H110ZM122 147H123V149H122ZM128 147H130V146H128ZM132 147V149H133V147L134 146H131ZM75 148H77V149H75ZM117 148V147H116ZM125 148V157L126 158H123L124 159V161L122 160V159H120L119 160V162L122 160L124 163H121V164H124V165H126L124 168L123 167H121L124 171H122V169L118 166V165H120V163H118V160H117V158L118 157H122L120 154H121V152H120V154L119 153H117L116 155H118V157L116 156V155H114V156H116V157H114L112 154H111V152H110V154L113 156L112 157V159L109 161L108 159H109V157H108V159L106 158V160H108L109 162L107 163V161L105 160V158H102V159H104L105 161H103V160H101V161H103V163L102 162H98V164L97 165H100L101 163L103 164V165H105L106 163V165H105V167H103V165H100V167L99 168H96L97 166H90V165H94L93 163H90L89 164V161H91V159L90 158H92L93 156H91L90 157V155H89V161H88V159L85 161L86 163H88L87 165H86V167L88 168V165L91 167H89L90 169H94V168H96V169H94V170H90L89 168V170L87 169V171H89V172H85V167L83 166L82 167V165H85V163H84V161L82 162H79V167H80V165H81V163H84V164H82L81 165V167L82 168H84L83 170H84V175H83V172H82V174H81V172L79 171V173L82 175V177H84L86 174H88V176H89V174H90V176L91 175H95V177L93 178L92 176V178L93 179H91V180H93V184L91 183V181L89 180V181H87L88 182V186L90 185L91 187L90 188H88L89 190H87V194H86V191L83 189V186L82 185H80V184H82V177L80 178L77 174H78V172L77 173H72V174H76V175H73V176H71V178L69 177V176H66L65 177V179L67 178V177H69V178H67V179H70L69 181H71V180H73L74 181V179H73V177L74 176H76V177H78L79 179H78V181H81V182H79V185L77 186V187H75V188H77V189H72V187L71 186H73V188H74V186L75 185H73V184H75L74 182H70V183H72L71 184V186H70V184H67L68 182H66L67 180H65V179H63L62 181H61V179L59 178V179H55V176H53V174L54 175H56L57 173H58V171L56 172V170H58L57 168H56V170H55V168H54V170L55 171H53V170H51V172H50V168L47 170L48 172V175H50L49 173H51L52 175V177L54 178V181H53V178H52V182H54V183H57V184H54L53 183V185H52V183L49 181V179H47V178H50L49 176L47 177V174H46V176L45 177H47L46 179L45 178H40V180H42V181H46V182H44L43 183V186H45V187H42V184H41V186H40V184H38L39 185V187H42V188H44V189H42V188H40V190L39 191H33V188H32V192H30L31 193V195L29 196V198H28V205H24V206H26V207H24V210H23V208L21 207V208H19L18 207V209H16L15 211H13V212H9V213H5V215H3V217L2 218H0V264H139V260L141 261L140 263L141 264H148V263H150V264H154V263H152L154 260L156 261V260H158L160 263H161V261H160V259H158L157 257H154V256H158L159 255V253H161V248H162V246H163V244H162V239L164 240V238H160L161 240L158 242L159 243V245H158V243H157V245L155 246L156 247V251L154 250V255H153V261L152 260H150V259H152L150 256H146L147 258H142V259H139L140 257H139V253L141 254V252H142V249H141V252H139L140 251V248H142V247H139L138 248V246L136 247L135 245L137 244V245H139L138 243H136V242H134V241H132V240H134L135 239V237L138 235V234H140L141 235V233L142 232H144V230L142 229L143 228V226H146V228H144L145 229V233L146 232H148L147 230H149L150 229V227L147 229V225L149 224L150 225V223H147L146 225L145 224H143V225H141L140 224V226H142V228H140V229H142V231H140V233H139V231H138V233H137V231H136V228L135 227H133L134 229H135V231H136V233H137V235H136V233H135V237H134V239H133V234H131V232H130V234L131 235H133L132 236V238L130 239V237L128 236V238H126L125 236L126 235H128L126 232L129 230H131V229H129V228H126V227H128V225H129V227H131L134 223H132V225L130 226V223L128 224V225H126L125 226V224L127 223V218L126 217H128V215L126 214L127 212L131 215V213L133 212V209H135L134 211H137L136 213V216H135V218H134V212H133V214L131 215V216H129L128 217V220L130 219V220H132V222H133V220L135 221L137 218H138V216H139V206L138 207H136L137 205V203H136V199L135 198H137L138 196L136 195V197L135 198H131V195L135 192V190H133L134 192H132L131 193V190H129V188L131 189V186L132 185H134V186H137L136 185V182H135V184H132L131 185V182H132V177H131V179L129 178L130 176H131V174H130V172H127V170H132V171H134V168H132L131 169V165H133L132 164V160L134 161V157L136 156L135 154H133V150L132 149H129V148H127L126 149ZM68 150V148L67 147H65V149H63V150H61L59 153L62 155L63 153L65 154V150ZM70 149V150H71ZM109 149H108V153H109ZM129 149V150H128ZM67 150H66V152H67ZM111 150H112V148H111ZM118 150H119V148H118ZM117 150V151H118ZM128 150V151H127ZM130 150H131V153L133 154V156L134 157H130L129 155H131V153L129 154V152H130ZM62 151H64L63 153H62ZM97 151H98V153H99V151H101L102 153H99V154H102L103 156L102 157H100V158H98V156H101V155H99L98 154V156H97ZM114 151H116V150H114ZM112 152L113 154L114 153H116V152ZM68 152H67V156H69L68 155ZM79 152V153H78ZM107 152V151H106ZM123 152V153H124ZM126 152H128V156H127V154H126ZM72 153L70 154V156L72 157L73 155H72ZM78 153V154H77ZM95 153V154H94ZM135 153V152H134ZM59 154V155H60ZM62 155V156H64L65 157V155ZM90 154V153H89ZM106 154V155H105ZM110 154H109V156H110ZM58 155V158L60 157V158H62V161H63V157L62 156H59ZM88 155V154H87ZM120 155V156H119ZM122 155H124V154H122ZM132 156V155H131ZM70 157V158H71ZM83 157V158H82ZM127 157H130V160H131V164H129L130 163V161H129V163L128 164H125L126 162H125V160H127ZM137 157V156H136ZM136 157H135V163H134V165L136 164ZM139 157V156H138ZM39 158V157H38ZM38 158H34V160H35V162H33V160L31 159V161L35 164L36 162H37V159ZM70 158L68 159V157H65V159H64V161L66 162V160L68 159V160H70ZM73 158V157H72ZM74 158H75V156H74ZM140 158V157H139ZM40 160L39 161H41V158H39ZM95 159V158H94ZM72 160V159H71ZM75 160V159H74ZM84 160V159H83ZM93 160V159H92ZM96 160V159H95ZM98 160V161H99ZM128 160H129V158H128ZM140 160H141V158H140ZM31 161H29V163L30 164H32L33 165V163L31 162ZM43 161V160H42ZM59 161H61V160H59ZM62 161L60 162V164L62 163ZM121 161V162H122ZM69 162V161H68ZM68 162H67V164H68ZM71 162V161H70ZM96 162H97V160H96ZM96 162H95V165H96ZM138 162H139V160H138ZM29 163H28V165H29ZM38 163V162H37ZM35 164L34 166H35V169H37V171H38V169H39V165L38 164ZM39 164H41L42 165V162L41 163H39ZM51 164H53L54 165V162H52ZM64 164H66V163H64ZM63 164V165H64ZM31 165V166H32ZM36 165H38L37 167L38 168H36ZM40 165V166H41ZM53 165H51V166H53ZM62 165V164H61ZM129 165H130V168H129ZM30 166V167H31ZM48 166H49V164H48ZM47 166V167H48ZM51 166H49V167H51ZM55 166H60L59 165V162H58V164H56V165H54V167ZM136 166V165H135ZM78 167V168H79ZM80 167V168H81ZM94 167V168H93ZM126 167H128L127 168V170H125V168ZM134 167V166H133ZM62 168V167H61ZM77 168V169H78ZM82 168H81V171H82ZM27 169H28V166H27ZM34 169V170H35ZM59 169H60V167H59ZM78 170H80V169H78ZM77 170V171H78ZM31 171H32V168H31ZM126 171V172H125ZM131 171V172H132ZM27 172H29V169H28V171ZM26 172V173H27ZM33 173H34V171H32ZM53 172H56V173H53ZM59 172H60V170H59ZM124 172H125V174L126 173H128V174H130V176L126 179L127 181H128V183H129V181H130V184L128 185V188H127V185L125 186V187H123L122 186V184H124V183H122L121 182V178H122V175L124 174ZM135 172V171H134ZM134 172H132V173H134ZM261 172V173H260ZM37 173V172H36ZM92 173H95V174H92ZM255 173V172H254ZM254 173H252L253 174V176H252V174L250 173V175H251V179H252V182H250L251 184H249V180L251 181V179H249L250 178V176H248V180H247V182H248V184H244L243 185V187L245 188H239L238 186H239V183H238V186H236V189H235V195L234 196H236L235 198H234V200H235V202H233L234 204H233V206H235L236 208L234 209V212H233V221H232V223H234V225L232 224L231 225V228L233 229V231L235 232L234 233V242H233V240H231L234 244H233V247H232V249H233V252L231 251V249L228 247L229 245H230V243H229V245H228V243L227 242H224V243H226V244H224V243H221V241H222V237H221V239H219V241H220V247L221 248H223L221 245L223 244V246H226L225 247V249L228 247L230 250V254H231V259H232V256H233V263H231V261H230V264H264V172H263V170L262 171H259L258 170V172H256L255 174ZM2 174V172H0V175ZM18 174V173H17ZM21 174V173H20ZM70 174V173H69ZM68 174V175H69ZM79 174V175H80ZM123 175V177L125 176H127V174L126 175ZM135 174L137 175V173L135 172ZM135 174H132V175H134V176H136ZM45 175V174H44ZM58 175H60L59 173H58ZM58 175H56V177L58 178V177H60V176H58ZM71 175V174H70ZM80 175V176H81ZM257 176V180H253V178H256V176ZM261 175V176H260ZM89 176V177H90ZM133 176V177H134ZM44 177V176H43ZM88 177V178H89ZM50 178V179H51ZM85 178H86V176H85ZM85 178H83L84 180L83 181H85V180H87V179H85ZM260 178V179H259ZM128 179H130V180H128ZM133 179H135V177L133 178ZM40 180L38 181L39 183H40ZM57 180V181H56ZM246 180H244V181H246ZM261 180V181H260ZM41 181V182H42ZM75 181H76V178H75ZM136 181V180H135ZM38 182H35V184L37 185V183ZM47 182H50V184L52 185H50L49 184V186H46V185H48V183ZM60 182H62V183H64L65 185H63V184H61ZM77 182V181H76ZM91 184H90V183ZM125 183H127L126 181H124ZM246 182V183H247ZM46 183V185H44ZM58 183H60V184H58ZM85 183V182H84ZM83 183V184H84ZM122 183V184H121ZM132 183H134V181L132 182ZM244 183V182H243ZM242 183V184H243ZM87 184V183H86ZM38 185H37V187H38ZM56 185V186H55ZM58 185V186H57ZM62 185V186H61ZM67 185H69L70 187L68 188V186ZM85 185V184H84ZM119 185H121L122 186V188H120L119 189V187H121V186H119ZM131 185V186H130ZM64 186V187H63ZM130 186V187H129ZM134 186L132 187V188H134ZM241 186V185H240ZM35 187V186H34ZM38 187V188H39ZM87 187V186H86ZM247 187V188H246ZM37 188V189H38ZM84 188H85V186H84ZM125 188V189H124ZM42 189V190H41ZM73 191H72V190ZM86 189V188H85ZM123 189L125 190V191H123ZM126 189H127V192H126ZM135 189H136V194L138 193L139 194V192H137V188L135 187ZM236 190H237V195H236ZM242 191V192H241ZM84 192H85V196H84ZM240 192V193H239ZM243 193V194H242ZM28 195V194H27ZM241 196V197H240ZM179 197V196H178ZM238 197V199H236ZM128 201V199L130 200V201H126V200ZM140 199V198H139ZM180 201H178L177 203H176V205H177V207H175V209H177V210H173V207H172V204H173V206L175 205L174 203L176 202V198L174 199L175 201H172V203L171 202H169V204L167 203V201H164V205H163V208H164V206H165V204L167 205V208H170V209H172L174 212H172V210H170L169 211V209L168 210H166L167 208H166V206H165V208H164V210H163V208H161V206H162V204H160L159 205V207H158V209L160 210V209H162V210H160V215H163L162 217L164 218V212L165 211H168V213L170 214H172L173 215V220L176 218V215H178V211L180 212L181 210L180 209H182V204H183V202H181V200L182 199H180V198H178ZM177 199V200H178ZM1 200V199H0ZM27 200V199H26ZM240 200V201H239ZM2 201V200H1ZM183 201V200H182ZM236 201H237V203H236ZM26 203V202H25ZM131 203V204H130ZM181 206H180V205ZM129 205H130V207L132 206V210L130 211V207H129ZM175 205V206H176ZM171 206V207H170ZM178 206H179V208H178ZM181 207V208H180ZM234 208V207H233ZM139 209V210H138ZM157 209V210H158ZM127 210H129V211H127ZM158 210V211H159ZM157 211V212H158ZM177 212V213H176ZM143 213V212H142ZM167 212H165V214H167V215H165V217H166V219L169 217V214H168ZM174 213H176L175 214V216H174ZM125 215H127L126 217H125ZM180 215V214H179ZM178 215V216H179ZM178 216H177V219H178ZM207 216V217H206ZM204 218H205V220H206V222H205V220L203 221V224L206 226V224L205 223H207L208 224V222H207V220H209V216L208 215H206ZM141 217H143L142 216V214H141ZM235 217V218H234ZM159 218H161V217H159ZM179 218H180V216H179ZM125 219V220H124ZM165 218L163 219V223H165L166 220ZM129 220V221H130ZM138 220V219H137ZM136 220V221H137ZM151 220V219H150ZM125 221V222H124ZM135 221V226L136 227H140L139 226V224H137V222ZM141 221H142V219H141ZM167 221H168V219H167ZM175 221H177L176 219L174 220V222ZM181 221V219L179 220V222ZM138 222H139V220H138ZM144 222V221H143ZM148 222V221H147ZM149 222H152V221H149ZM174 222H172V224L174 223ZM141 223V222H140ZM144 223H146V222H144ZM166 224L167 223H165V226H166ZM138 225V226H137ZM152 225H154L153 224V222H152ZM151 226V225H150ZM172 226V225H171ZM234 226V227H233ZM182 227V226H181ZM180 227V228H181ZM16 228V229H15ZM126 228V229H125ZM178 229L179 231H181V229ZM15 229V230H14ZM138 229V228H137ZM139 229V230H140ZM147 229V230H146ZM153 229V226H152V228L150 229V232H151V230ZM167 229V230H166ZM165 230L166 231H169L168 229H169V227L168 228H166ZM235 229V230H234ZM125 230H126V232H125ZM131 231H134L133 229L131 230ZM152 231H154V230H152ZM164 232V231H163ZM133 233V232H132ZM145 233H143L144 235H145ZM153 233V232H152ZM151 233V234H152ZM155 231H154V235H155ZM159 233V232H158ZM164 233H167V232H164ZM169 233V232H168ZM183 233V232H182ZM182 233H181V236H182ZM194 233H197L196 231L194 232ZM143 234L140 236V235H138V236H140V237H138V238H141L140 240H139V242H140V245H141V242H144L145 241V238L148 240V238H149V232L147 233L148 235H146V237H143ZM199 235H197V234H195L194 236H195V239L193 238V237H191V238H188L187 237V235H183V237H182V240H180V243L181 242H183L184 240H186V239H184L185 237L184 236H186V238H188V239H192L191 241L189 240L188 241V243H190V242H192V241H199V238L200 237H197V236H200V231H199V233H198ZM236 234H237V236H236ZM153 235V234H152ZM152 235H150L151 236V238H149V240L148 241H152V240H154V235H153V237H152ZM158 236V235H157ZM164 236H165V234H164ZM163 236V237H164ZM166 236H167V234H166ZM137 238V237H136ZM144 238V240L142 241V239ZM153 238V239H152ZM166 238V237H165ZM126 239H127V241H126ZM151 239V240H150ZM181 239V238H180ZM225 239H226V236H225ZM228 239V240H227ZM226 240L227 241H229V239L230 238H227ZM137 240V241H138ZM216 241H217V239H215ZM226 240H224V238H223V241H226ZM236 240V241H235ZM136 241V240H135ZM165 241V240H164ZM163 241V242H164ZM187 241V240H186ZM185 241V242H186ZM222 241V242H223ZM145 242H147V241H145ZM154 242V241H153ZM161 242V243H160ZM230 242V241H229ZM236 242V243H235ZM150 243V242H149ZM184 243V242H183ZM162 244V245H161ZM232 244V243H231ZM139 245V246H140ZM145 245V244H144ZM148 245V247L147 248H149L151 245L152 246H154L153 245V243L152 244H148V243H146V245L145 246H147ZM160 245H161V247H160ZM184 245V244H183ZM235 245H237V246H235ZM128 247V248H126L125 249V247ZM181 246H182V244H181ZM144 247V246H143ZM154 247V248H155ZM231 247V246H230ZM137 248L139 249V251L137 250ZM153 248V247H152ZM153 248V249H154ZM220 248V249H221ZM228 248L226 249V251H228ZM144 249H146V248H143V250ZM218 249H219V247H218ZM218 249L216 248V250H217V252L216 253H218L219 255H220V253H222L223 254V252H218ZM224 249V248H223ZM223 249H221V250H223ZM147 250V249H146ZM150 250H151V248H150ZM168 250V249H167ZM214 250L215 249H213V253H214ZM236 250V251H235ZM148 251V250H147ZM158 251V253H156ZM175 250H173V253H175L174 252ZM211 251V250H210ZM225 251V252H226ZM235 251V252H234ZM146 252V251H145ZM163 252V251H162ZM167 252H172V250H170V251H166V253ZM224 252V253H225ZM144 255H145V253H144V251L142 252ZM156 253V254H155ZM164 254L165 256H164V262H165V264L168 262V264H173V263H180V261H181V263L180 264H185L186 263V260H187V258H186V256L188 257V255L187 254H185V252H184V255H183V253H182V256L181 257H183V258H180L181 260L180 261H175L174 262V260L173 259H171V257L172 256H169V255H171V254ZM180 253V252H179ZM215 253V256L217 255ZM232 253H233V255H232ZM158 254V255H157ZM162 254V253H161ZM211 254V256H214V254L212 255V252L210 253ZM228 252H227V256H229L230 255ZM143 255V256H144ZM167 255V256H166ZM175 255V254H174ZM177 255V254H176ZM180 255V254H179ZM224 255V254H223ZM225 255H226V253H225ZM235 255V256H234ZM184 256H185V259H184ZM142 257V256H141ZM149 257V258H148ZM177 257H179V256H177ZM162 258H163V256H162ZM166 258H167V260H166ZM169 258H170V260H169ZM174 259H176V256H174L173 257ZM220 258V259H219ZM219 258H216V260H214L215 262H214V264L218 261L219 263L221 262V260L222 261H224L225 260V258H227L226 256L224 257V259H223V256L222 257H220L219 256ZM222 258V259H221ZM243 258H244V260H243ZM219 259V260H218ZM228 259V258H227ZM150 261V262H148V261ZM171 260L173 261V262H171ZM183 260H184V262H183ZM157 261V262H158ZM167 261V262H166ZM171 263H170V262ZM227 261V260H226ZM159 262H158V264H159ZM163 262V263H164ZM217 262V264H219ZM157 264V263H156ZM221 264V263H220ZM226 264H227V262H226Z\"/></svg>",
  "mask_w": 264,
  "mask_h": 264
}]
</instances>
